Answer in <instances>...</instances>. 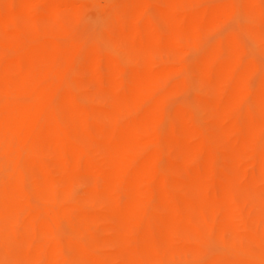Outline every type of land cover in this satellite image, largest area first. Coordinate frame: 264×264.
<instances>
[{"label": "bare ground", "instance_id": "bare-ground-1", "mask_svg": "<svg viewBox=\"0 0 264 264\" xmlns=\"http://www.w3.org/2000/svg\"><path fill=\"white\" fill-rule=\"evenodd\" d=\"M0 264H264V0H0Z\"/></svg>", "mask_w": 264, "mask_h": 264}, {"label": "rangeland", "instance_id": "rangeland-1", "mask_svg": "<svg viewBox=\"0 0 264 264\" xmlns=\"http://www.w3.org/2000/svg\"><path fill=\"white\" fill-rule=\"evenodd\" d=\"M233 26H234V24H233ZM245 41H246L247 43H249V40L246 39Z\"/></svg>", "mask_w": 264, "mask_h": 264}]
</instances>
